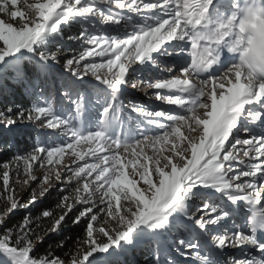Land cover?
Returning a JSON list of instances; mask_svg holds the SVG:
<instances>
[{"label":"snow or ice","instance_id":"6c2138e0","mask_svg":"<svg viewBox=\"0 0 264 264\" xmlns=\"http://www.w3.org/2000/svg\"><path fill=\"white\" fill-rule=\"evenodd\" d=\"M9 82L34 102L0 136L42 131L0 145V264H264V0H0ZM68 219L73 248L40 255Z\"/></svg>","mask_w":264,"mask_h":264},{"label":"trees","instance_id":"16d2710c","mask_svg":"<svg viewBox=\"0 0 264 264\" xmlns=\"http://www.w3.org/2000/svg\"><path fill=\"white\" fill-rule=\"evenodd\" d=\"M33 97L25 92L24 89L17 87L11 82L8 83L7 89L0 94V109L7 106H12L14 111L28 108L33 103ZM39 102V101H36ZM3 126L0 125V129ZM41 129L37 128L34 125L28 124L27 122H22L17 125V134L13 135L12 133L5 132L2 136H0V145H4L5 149H7V145H12L9 149V155L16 151H23L25 148H29L33 143L34 139L37 138ZM5 159L4 154L0 151V162ZM15 173L12 174V180L15 179ZM11 182V181H10ZM60 186H57V190L52 191L51 195L47 196L43 200V206L49 209H55L56 202L58 200V189ZM0 191H2V187H0ZM30 189L27 188L25 192H22L18 197L22 202H26L29 198ZM17 194V193H16ZM15 194V195H16ZM27 214L25 210L20 209L16 213V217L12 220V223L16 222V219H19L22 215ZM37 214V209H32V215L35 217ZM59 214L58 212L56 213ZM41 223L46 227L50 225L51 221L48 219H44ZM80 227L73 225L71 219H68L66 223L62 226V231L60 232H52L45 235L44 240L42 242H37V249L40 255H43L49 249L55 250L56 254L59 256H64L69 249L73 248L75 240L80 235ZM43 235V233H41ZM60 241H64L65 247L58 248L57 244Z\"/></svg>","mask_w":264,"mask_h":264},{"label":"rangeland","instance_id":"374dc122","mask_svg":"<svg viewBox=\"0 0 264 264\" xmlns=\"http://www.w3.org/2000/svg\"><path fill=\"white\" fill-rule=\"evenodd\" d=\"M77 27H78V25H77ZM66 77H67V74H66ZM124 99H125V104L127 103L128 99H134V100L141 102V103H145L147 101V98L144 97L142 93L135 92L134 90H130L127 93L126 97H124ZM39 102H41V101H39ZM125 114L127 115V109H125ZM132 117L133 118L130 121H125L124 126H128L129 123L132 125L137 123L138 118H135V114H132ZM89 127L92 129H95V128L100 127V125L97 122H93L91 125H89ZM119 132H120V130L117 129L116 134L119 135ZM41 171H42L41 169H36V175L39 176L41 174ZM21 178H25V177H21ZM15 180H16V178L11 180V182H10V183H12L13 188H17ZM53 184H56L55 180H53ZM57 186H60V185L57 184ZM31 187H33V188L38 187V182H32ZM26 189H27V187L19 188L16 191L17 194L15 193L16 196L19 197L20 194L22 192H25ZM18 197H17V199H18ZM245 211H247V208H245ZM233 251H235V250H233ZM237 254H239V253H237ZM124 259H125V264H128L129 261H132V264H145L144 257L140 252H137L135 254H131V255L125 257ZM178 264H188V262L185 261L184 257L180 256V257H178Z\"/></svg>","mask_w":264,"mask_h":264}]
</instances>
